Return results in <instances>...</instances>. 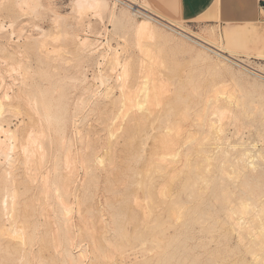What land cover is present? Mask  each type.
<instances>
[{
  "label": "rangeland",
  "instance_id": "obj_1",
  "mask_svg": "<svg viewBox=\"0 0 264 264\" xmlns=\"http://www.w3.org/2000/svg\"><path fill=\"white\" fill-rule=\"evenodd\" d=\"M14 1L0 0V103L4 107L0 126L15 131L17 164L10 169L0 163V199L4 171L10 169L8 180L17 192L18 215L40 223L28 264H66L61 252L66 216L55 197L44 199L42 180L48 175L50 186L57 180L61 186L62 178L71 172L78 181L70 185L64 200L71 210L67 216L73 240L70 251L82 253L81 264H264V81L150 22L168 36L167 46L178 51L177 60L184 64L180 68L161 60L151 69L155 90L162 88L153 91L159 98L150 94L159 101L150 109L147 88L135 90L146 67L139 65L142 55L134 45L133 26L145 19L109 0H104L106 9L99 15L77 0H36L34 8L32 0L22 12ZM121 13L130 18L127 24L114 20ZM198 22L202 21L197 24L206 40L231 55L253 56L230 44L218 29ZM83 39L93 45L91 53L79 47ZM198 53L207 59L197 61ZM255 56L261 62L253 66L261 69L264 59ZM207 66L218 67L216 81L227 86L215 100L205 75ZM125 71L121 92L115 79ZM234 83L242 89H234ZM124 92L137 97L135 107L134 102L128 106ZM138 102L143 105L140 109ZM214 105L226 109L224 117ZM147 109L152 111L148 114ZM204 112L211 128L216 133L222 130L217 135L208 129V121L203 126L199 116ZM31 132L38 134L36 142L41 146L30 144L33 152L27 145L34 153V162L27 163V152L20 145L27 143ZM94 157L100 165L93 164ZM68 158L76 164L69 161L67 168L63 164ZM88 160L92 169L86 173L80 162ZM26 170V177L32 179L25 178ZM45 209L50 214L48 224L41 216ZM231 209L236 210L233 216Z\"/></svg>",
  "mask_w": 264,
  "mask_h": 264
},
{
  "label": "bare ground",
  "instance_id": "obj_2",
  "mask_svg": "<svg viewBox=\"0 0 264 264\" xmlns=\"http://www.w3.org/2000/svg\"><path fill=\"white\" fill-rule=\"evenodd\" d=\"M5 1V0H4ZM15 1H17L18 3H17V6H18V8L17 9H20V10H18V11H21V9H22V7H24V6H26V8L32 3V0L30 1V0H15ZM15 1H14V4H15ZM37 1H39V0H37ZM31 2V3H30ZM35 2H36V0H34V4L32 3L31 5L33 6H31L32 8H34V6H36V4H35ZM77 3L78 4H82L83 6H85L86 5V7H88V8H90V9H92L96 14H100L101 13V11H104L105 9H106V3H105V1L104 0H77ZM16 5V4H15ZM81 5V7H83ZM17 6H15V8L17 7ZM38 6V5H37ZM80 6V5H79ZM80 7V8H81ZM30 9V8H29ZM113 10V9H112ZM24 11V10H23ZM22 12V11H21ZM132 13V12H131ZM112 17V16H111ZM204 18V17H203ZM206 18V17H205ZM114 20L117 22V23H119V24H127L128 22H129V20H130V18L128 17V15L127 14H125V13H121L120 15H118L117 17H114ZM132 23V22H131ZM0 26H2V25H0ZM3 27V26H2ZM130 27V26H129ZM2 29V28H1ZM247 31V29H245V28H240V27H231V26H228L227 28H225L224 29V35H225V37L227 38V39H229V38H235V37H240V36H242L245 32ZM133 33H134V45L137 47V50H139V52L141 53V55H142V57H141V59H140V61H139V65H140V67L141 68H144V67H146V70L145 69H141V70H145L144 71V74H142V72H140V76L141 77H139L140 78V80L137 82L138 84V86H137V88L135 89V90H138L139 92L141 91V90H145L146 91V88H147V92H145V99L146 100H148V102H149V105H150V109H151V106H155L154 105V103L156 104H158V98H159V96H157V95H155L156 93H154L153 91L155 90V84H154V81H153V79L152 78H150V77H152L151 75H152V70L151 69H153L155 66H158L159 64H157L158 62H161V60H168L173 66H175V67H182V66H184V64L182 65L181 63H179V61L177 60L178 59V51H175V50H172L171 48H169L168 46H167V42H168V36H165V35H163L161 32H159L157 29H155L153 26H151V24H150V22L148 21V20H144V21H140V22H137V23H135V25L133 26ZM210 36H214V33H213V31H210ZM208 42H210L209 40H207ZM210 43H212V42H210ZM80 46L79 47H82L83 48V50H85V51H90V49H92V47H93V45L92 44H87V41H86V39H83L81 42H80V44H79ZM90 45H92V46H90ZM219 46V45H218ZM94 47H95V44H94ZM220 47V46H219ZM222 49V48H221ZM222 50H224V49H222ZM115 51H116V49H115ZM83 52V51H82ZM90 53H91V51H90ZM89 53V54H90ZM92 53H93V51H92ZM114 55V54H113ZM117 55V53L115 54V56ZM104 56V55H103ZM105 57H106V55H105ZM104 58V57H103ZM112 58H114V56L112 57ZM111 58V59H112ZM116 58V57H115ZM263 59H264V57H262ZM105 59V58H104ZM195 59L197 60V61H204L205 59H207V57L203 54V53H198L197 55H196V57H195ZM108 61H109V58H108ZM215 62H216V60H215ZM257 62V61H256ZM117 63V62H116ZM162 63V62H161ZM192 63H195V62H192ZM156 64V65H155ZM115 65V64H114ZM161 65V64H160ZM159 65V66H160ZM191 65V64H190ZM262 65V64H261ZM263 67L261 68V69H257L258 70V72L259 73H261V76H257L256 78H258V79H261V80H263L264 81V65H262ZM113 70V69H112ZM123 73V72H122ZM121 73V74H122ZM121 74L119 75V78L118 77H116L117 78V80L115 79V81L117 82L118 81V87L119 88H117L119 91H121V92H123V89H124V87L126 86L125 85V80H126V71L122 74V77H121ZM128 74V73H127ZM142 74V75H141ZM98 75V74H97ZM205 75H206V77L207 78H209V84H210V86H211V88H212V94H213V97H215L214 98V100L218 97V95H221L222 94V90H224L227 86H220V85H218V82L216 81L217 80V78H218V76L220 75V69L218 68V67H212V66H207V67H205ZM103 76V75H102ZM98 78V77H97ZM100 78V77H99ZM105 78H107L106 76L103 78V79H105ZM149 78L150 79H152V81H149ZM108 79V78H107ZM125 79V80H124ZM137 79H138V77H137ZM155 79V78H154ZM252 79V78H251ZM82 80V79H81ZM100 80V81H99ZM98 81H99V83L101 82L102 83V79H99ZM107 81V80H106ZM125 81V82H124ZM252 81V80H251ZM83 82V81H82ZM258 82H260V81H258ZM239 83V82H238ZM103 84H105L106 85V83H103ZM116 84V83H115ZM250 84V83H249ZM226 85V84H225ZM102 86H104V85H102ZM149 86H151V87H149ZM251 86V85H250ZM202 87V86H201ZM233 87H234V89H236V90H238V91H240L242 88L239 86V84H236V83H234V85H233ZM151 88V89H150ZM159 88H162L161 87V85H160V87ZM159 88L157 89V90H155V92L157 91H159ZM164 88V87H163ZM222 88V89H221ZM195 89V88H194ZM151 90H152V93H151ZM162 90V89H161ZM197 91V90H196ZM199 91V90H198ZM120 92V93H121ZM192 93V95H194L193 94V92H191ZM150 94H154L155 96H157V97H154L153 95L151 96ZM159 95V94H158ZM199 95V94H198ZM223 95V94H222ZM4 96V95H3ZM6 96V95H5ZM134 95L132 94L131 96H128V94L127 93H123V99L124 100H127V103H128V106L130 105L131 106V104H133V102H134V107H135V100H136V96H134ZM121 97H122V95H121ZM9 98V97H8ZM134 98V99H133ZM211 98H212V96H211ZM228 98H233L232 97V94H229L228 95ZM4 99H7V98H4ZM122 99V98H121ZM213 99V98H212ZM219 99V98H218ZM119 100V99H118ZM123 100V101H124ZM137 101V100H136ZM2 102V101H1ZM215 102V101H214ZM217 102V101H216ZM237 102H238V100H237ZM131 103V104H130ZM139 103V102H138ZM186 103V102H185ZM231 103H232V101H231ZM214 104V103H213ZM216 104V103H215ZM230 104V103H229ZM136 106L137 107H139L138 109H140V107H143V105L142 104H136ZM215 107H217V106H215L214 105V107L213 108H215ZM133 108V107H132ZM4 109V107H3V104L2 103H0V113H1V111ZM149 109V110H150ZM205 109V108H204ZM148 110V109H147ZM149 110H148V114H149ZM208 110V109H207ZM206 110V111H207ZM215 110L218 112V115L222 118V117H224L225 116V113H226V109H224V108H222V107H217V108H215ZM150 111H152V110H150ZM203 112V111H202ZM193 113V112H192ZM187 114V113H186ZM188 115V114H187ZM194 115V114H193ZM186 116V115H185ZM189 117V116H188ZM199 118H201V122L204 124H200L201 126L203 125V126H208V129H213V128H211V126H210V124H209V121L206 119L207 117H206V114H205V112L203 113V114H201V116H199ZM142 119V118H141ZM209 119V118H208ZM205 120V122H203ZM206 121H208L207 122V124L205 125V123H206ZM215 126V125H214ZM216 127H218V126H216ZM215 127V128H216ZM5 128H6V126H5ZM7 128H9V127H7ZM207 128V127H206ZM219 129H220V127H218ZM217 128V129H218ZM218 129V130H219ZM214 130V129H213ZM221 130V129H220ZM218 131V133H220L221 131ZM33 131V130H32ZM217 131V130H216ZM15 131L13 130V131H11L10 129H3V127L2 126H0V133H2L3 134V138L4 139H1V137H0V163L1 164H3V165H5L4 167H8V168H13L14 169V165H15V163L17 164V157H15V155L17 156V152L15 153V155L13 154V152H14V149H16L15 147H17V145H18V140L16 139V135H15V133H14ZM208 132V131H207ZM224 132V131H223ZM33 132H31L29 135L30 136H28L27 138H28V140H27V143H25L24 145H20L21 146V150L23 151H25V152H27V153H25L24 151V153H25V159H26V161H27V163H28V161H30V163H31V161L32 162H34L33 161V159H34V153L33 152H35V148H32L31 147V145L30 144H32V146H34L35 144L38 146H41V144L39 143V142H36V140H37V138H36V135H38V134H32ZM216 132H215V130H214V134H215ZM218 133H216L215 135H217ZM208 134V133H207ZM1 135V134H0ZM226 135V134H225ZM193 137V136H192ZM195 137V136H194ZM218 139V138H217ZM216 139V140H217ZM63 140V139H62ZM229 140V139H228ZM228 140H226V141H228ZM218 141V140H217ZM216 141V142H217ZM223 141H225V140H223ZM62 142V141H61ZM60 142V143H61ZM69 142V141H68ZM70 143V142H69ZM34 144V145H33ZM214 144V143H213ZM27 145H29V147L32 149V151L28 148V146ZM211 145H212V143H211ZM37 146H35V147H37ZM38 146V147H39ZM61 146V145H60ZM65 146V145H64ZM224 146V145H223ZM68 148V149H67ZM26 149H27V151H26ZM28 149L31 151V152H29L28 151ZM34 149V150H33ZM39 149V148H38ZM37 149V150H38ZM40 149H41V147H40ZM38 150L39 151V153L41 152V150ZM71 150V147H70V144H68V146L65 148V150H68V151H66V153L68 154L69 153V151ZM36 150V151H37ZM21 151V152H22ZM77 151V150H76ZM19 152V151H18ZM176 152V151H175ZM39 153H37V154H39ZM70 153H71V151H70ZM70 153L67 155V156H69L70 155ZM42 154V153H41ZM72 154V153H71ZM75 154V153H74ZM177 154V153H176ZM13 155H14V157H13ZM23 155V154H22ZM36 155V154H35ZM245 155H246V153H245ZM244 155V156H245ZM247 155H248V153H247ZM32 156H33V159H32ZM40 156V155H39ZM43 157H44V152H43V155H42ZM42 156H40L39 158L41 159V161H42ZM71 156H74V155H71ZM178 156V155H177ZM240 156V155H239ZM36 157H38V155H36ZM42 157V158H41ZM81 157V156H80ZM71 158H73V157H71ZM95 158V157H94ZM224 158V157H223ZM24 159V158H23ZM22 159V160H23ZM30 159H32V160H30ZM81 159V158H80ZM162 159H165V158H162ZM208 159V158H207ZM242 159V158H241ZM244 159H245V157H244ZM35 160H38V159H36L35 158ZM66 161H65V164H63V165H65L67 168L68 167H70L69 166V164L71 163V162H69V161H72L71 159L69 160V158L68 159H65ZM75 160V159H74ZM73 160V161H74ZM92 160V159H91ZM166 160V159H165ZM250 160V158L247 160V161H249ZM20 161V160H19ZM82 161V160H81ZM89 161L90 160H88V161H83V162H85V163H83V162H80V164L82 163L83 165H86V166H83L82 165V167H87V168H85L86 169V173H89L90 172V169H92L91 167L92 166H90V164H89ZM93 161V164L95 163V162H97L98 164H96V165H100L99 163L101 162L100 161V159H98V158H95L94 160H92ZM210 161V160H209ZM209 161H207V162H209ZM22 162V161H21ZM25 162V161H24ZM23 162V163H24ZM37 162V161H36ZM35 162V163H36ZM43 162V161H42ZM42 162H40L39 161V163H42ZM206 162V161H205ZM235 162V161H234ZM239 162V161H238ZM22 163V164H23ZM26 163V164H27ZM29 163V164H30ZM240 163V162H239ZM245 163H246V161H245ZM248 163V162H247ZM251 163V162H250ZM249 163V164H250ZM25 164V165H26ZM37 164V163H36ZM58 164V163H57ZM72 164V163H71ZM75 164H76V160H75ZM92 164V165H93ZM219 164V163H218ZM248 164V165H249ZM24 165V166H25ZM46 165H47V163H46ZM208 165V164H207ZM224 165H226V163L224 164ZM42 166V165H41ZM74 166V165H73ZM209 166V165H208ZM208 166H206L207 168H208ZM36 167V166H35ZM38 167V166H37ZM57 167H59V165L57 166ZM76 167V166H75ZM81 167V166H80ZM210 167V166H209ZM34 168V167H33ZM63 168H65V167H63ZM72 168H74V167H72ZM253 168V167H252ZM9 169V170H10ZM16 169V168H15ZM25 169H26V167H25ZM27 169L29 170V169H32V168H28L27 167ZM57 170V168L56 167H53V170ZM83 169V168H82ZM215 169V168H214ZM1 170V169H0ZM9 170H6V172L4 171V173H5V175H4V178H3V180H4V187L2 188V194H1V199H0V264H28V260H29V257H32V255H33V250H32V248H34V247H32V245L33 244H35L36 242V240L37 239H35L34 238V234H35V232L37 231V228H38V226H39V219H32L31 217H25V216H23L22 218H21V216H19L18 215V212H19V208L18 207H20V204L18 203V201H17V192H16V189L15 188H10V185H11V187H13L12 186V184L13 183H11V178H10V180H8V176H9V174H11L12 172L11 171H9ZM28 170H26L27 172L24 174V176H25V178L26 179H28V178H31L32 179V177H26V174H29L28 172ZM35 170H36V168H35ZM46 170V169H45ZM56 170H55V172H56ZM65 170H67V169H65ZM71 170V169H70ZM69 170V171H70ZM73 170V169H72ZM71 170V171H72ZM206 170V169H205ZM38 171V170H37ZM47 171V170H46ZM85 171V170H84ZM83 171V172H84ZM236 171V170H235ZM34 173H35V171H33ZM33 172L31 173V170H30V174L32 175L33 174ZM49 172V171H48ZM47 172V173H48ZM74 172H75V168H74ZM77 172V171H76ZM222 172V171H221ZM52 173V172H51ZM67 173V172H66ZM71 173H73V172H71ZM71 173H68V174H70V176L68 175V174H65V176H64V179L62 178V185L61 186H59V183H57V181H52L51 182V186L49 185V180H48V175H47V177H45V179H43L42 180V182H44L43 183V197H44V199H48V198H50V196L52 197H55L56 199H57V201H56V203L57 204H59V207H60V209H61V213H63V215H64V219H62L63 220V222H64V224L66 225V234H65V245H64V247L62 248V254H63V256H64V258H65V262H66V264H81V258H82V253H79V254H77V255H73V253H71V251H70V247L73 245V240H72V238H71V236L69 235V227H70V225H69V223H71L70 221L71 220H69L68 219V215L70 216L71 215V210H70V207L66 204V202H65V197H68V195H70L69 193H70V185L74 182V180H77V179H74L73 180V178L71 177ZM85 173V174H86ZM21 174H23V173H21ZM49 174V173H48ZM84 174V173H83ZM219 174V173H218ZM38 175V174H37ZM37 175H35V176H37ZM46 175V174H45ZM67 175V176H66ZM74 175H76V174H74L73 173V175L72 176H74ZM220 175V174H219ZM222 176V175H221ZM220 176V177H221ZM224 176H225V174H224ZM12 177V176H11ZM44 177V176H43ZM59 177V176H58ZM75 177V176H74ZM227 177L228 176H226V179H227ZM17 178V177H16ZM35 179H36V177H34ZM40 178V177H39ZM42 178V177H41ZM40 178V179H41ZM218 178V177H217ZM223 178V177H222ZM229 179H230V177H228ZM35 179H33V181H36ZM50 179V178H49ZM237 179V178H236ZM81 180H83V178H81ZM204 180V179H203ZM78 181V180H77ZM236 181V180H235ZM31 183H32V181H31ZM78 183V182H77ZM219 183V182H218ZM73 184H75V182L73 183ZM193 184H194V182H193ZM192 184V185H193ZM220 184H222L221 182H220ZM17 185V184H16ZM30 185V184H29ZM217 185V184H216ZM221 186V185H220ZM30 187V186H29ZM36 188V187H35ZM189 190V189H188ZM207 190V188H205V191ZM204 191V192H205ZM191 193H192V191H191ZM204 194V193H203ZM224 194V193H223ZM39 195H42L41 193L39 194ZM76 195V194H75ZM198 195H199V193H198ZM198 195H197V197H198ZM220 195H222V193L220 194ZM233 195V194H232ZM21 196V195H20ZM196 196V195H195ZM225 196V195H224ZM104 197V196H103ZM32 198V197H31ZM72 198V197H71ZM75 198H77V197H75ZM202 198V197H201ZM102 199V198H101ZM41 200V199H40ZM39 200V201H40ZM106 200V199H105ZM198 200V199H197ZM229 200V199H228ZM41 201H43V200H41ZM76 201V200H75ZM199 201H200V199H199ZM224 201L226 202V200L224 199ZM37 202V201H36ZM44 202V201H43ZM229 202V201H228ZM38 203V202H37ZM194 203V202H193ZM205 203V202H204ZM36 204V203H35ZM44 204V203H43ZM46 204V203H45ZM197 205H198V203H196ZM228 204V203H227ZM32 205V204H31ZM238 205H240L239 207H242L241 206V204H238ZM35 206H37V205H35ZM40 206V205H39ZM43 205L41 204V207H42ZM99 206V205H98ZM231 206V205H230ZM230 206H229V208L228 209H230ZM40 207V208H41ZM45 207V206H44ZM48 207V206H47ZM37 208H38V206H37ZM39 208V209H40ZM46 208V207H45ZM48 208H50V207H48ZM263 208V207H262ZM232 210V209H231ZM32 211V210H31ZM50 211V210H49ZM77 211H79V210H77ZM225 211H227V210H225ZM36 212V211H35ZM236 212V210L233 212V210H232V216H233V214ZM33 213V212H32ZM78 213V212H77ZM229 213V212H228ZM50 215V214H49ZM49 215H48V212H47V209H45V210H42V212H41V216L43 217H45V219H46V223L47 222H49L50 221V219H49ZM78 215V214H77ZM229 216V218L231 217L230 216V213L228 214ZM80 216L82 217V215L80 214ZM44 217H43V219H44ZM52 217V216H51ZM59 217V216H58ZM75 218V217H74ZM194 218H196V217H194ZM225 218V217H224ZM232 218V217H231ZM57 219V218H56ZM207 219H209V218H207ZM41 220V219H40ZM195 220V219H194ZM198 220H200V219H198ZM209 221V220H208ZM76 222V221H75ZM43 223H44V220H43ZM42 223V224H43ZM50 223H52V222H50ZM201 223V222H200ZM48 224V223H47ZM53 224V223H52ZM199 224V223H198ZM203 224V223H202ZM44 225V224H43ZM51 225V224H50ZM73 225V224H72ZM217 225V224H216ZM239 224H237L236 223V226H238ZM247 225V224H246ZM245 225V226H246ZM198 226H203V225H198ZM208 226V225H207ZM52 227V226H51ZM54 227V226H53ZM211 227V226H210ZM214 227V226H213ZM46 228V227H45ZM63 228H64V225H63ZM234 228H238V227H234ZM239 228H241V227H239ZM41 229H43V228H41ZM199 229V228H198ZM238 230V229H237ZM241 230V229H240ZM39 231V230H38ZM55 231V233H56V230H54ZM54 231H52V232H54ZM200 231V230H199ZM65 232V231H64ZM201 232V231H200ZM239 232V231H238ZM54 233V234H55ZM237 233V232H236ZM53 234V233H52ZM197 234H199V233H197ZM55 235H57V234H55ZM38 241V240H37ZM35 242V243H34ZM142 246V245H141ZM141 248V247H140ZM72 250V249H71ZM140 253V252H139ZM142 253L144 254V252L142 251ZM16 254L18 255V257H16ZM142 255V254H141ZM135 256V255H134ZM137 257V256H136ZM135 257V258H136ZM135 258H134V261H137V260H135ZM94 259H97V258H94ZM99 259V258H98ZM103 259V258H102ZM133 259V258H132ZM142 259V258H141ZM140 259V260H141ZM174 260V259H173ZM101 261H103V260H101ZM133 261V262H134ZM123 262H125V261H123ZM173 262V261H172ZM185 262V261H184ZM132 263V262H131ZM130 263V264H131ZM103 264V263H102ZM135 264V263H134ZM172 264V263H171ZM173 264H175V263H173ZM192 264V263H191Z\"/></svg>",
  "mask_w": 264,
  "mask_h": 264
},
{
  "label": "crops",
  "instance_id": "obj_3",
  "mask_svg": "<svg viewBox=\"0 0 264 264\" xmlns=\"http://www.w3.org/2000/svg\"><path fill=\"white\" fill-rule=\"evenodd\" d=\"M264 0H142L153 12L176 22L202 21L208 29H218L221 35L228 26L245 28L240 37L228 41L249 51L250 58L261 62L255 55L264 57ZM204 17V18H203ZM206 17V18H205ZM217 31V30H216Z\"/></svg>",
  "mask_w": 264,
  "mask_h": 264
},
{
  "label": "built area",
  "instance_id": "obj_4",
  "mask_svg": "<svg viewBox=\"0 0 264 264\" xmlns=\"http://www.w3.org/2000/svg\"><path fill=\"white\" fill-rule=\"evenodd\" d=\"M109 2L116 6L127 8L136 18L148 20L172 35L191 43L193 46L202 49L212 57L222 60L224 63L249 76H261V73L253 66V64L257 63L256 60L250 57L246 58L244 56L237 57L231 55L222 50L221 47L208 42L201 36L197 23L168 20L150 10L142 0H109ZM260 6L264 10V1Z\"/></svg>",
  "mask_w": 264,
  "mask_h": 264
}]
</instances>
